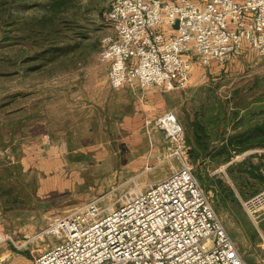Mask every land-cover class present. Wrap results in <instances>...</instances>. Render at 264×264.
I'll use <instances>...</instances> for the list:
<instances>
[{"label":"rangeland","instance_id":"obj_1","mask_svg":"<svg viewBox=\"0 0 264 264\" xmlns=\"http://www.w3.org/2000/svg\"><path fill=\"white\" fill-rule=\"evenodd\" d=\"M111 1L0 0V226L14 238L0 253L32 259L56 243L40 236L53 218L92 200L109 208L125 190L179 169L167 159L159 130L149 132L151 146L145 129L142 138L137 132L128 139L106 109L119 98L100 60ZM198 66L191 85L168 92V110L183 129L193 175L237 252L248 264H264V218L253 224L239 203L264 184L238 174L256 165L264 149L226 164L225 152L217 156L223 138L264 120V57L245 48L222 65ZM152 88L133 87L123 99L135 102ZM31 151L43 154L35 159Z\"/></svg>","mask_w":264,"mask_h":264},{"label":"built area","instance_id":"obj_2","mask_svg":"<svg viewBox=\"0 0 264 264\" xmlns=\"http://www.w3.org/2000/svg\"><path fill=\"white\" fill-rule=\"evenodd\" d=\"M106 21L111 33L102 40L100 60L113 90L134 83L184 90L193 62L222 65L245 48L264 57V0H112ZM150 123L179 169L125 190L109 208L92 200L53 218L40 236L56 243L32 264H248L193 175L174 114ZM239 203L253 224L264 218V190ZM13 240L0 226V246Z\"/></svg>","mask_w":264,"mask_h":264},{"label":"crops","instance_id":"obj_3","mask_svg":"<svg viewBox=\"0 0 264 264\" xmlns=\"http://www.w3.org/2000/svg\"><path fill=\"white\" fill-rule=\"evenodd\" d=\"M197 64L198 63L196 62H193L191 64L189 85H191L190 83L192 82V68H194ZM214 65L210 66V68L214 67ZM137 86V83H134L131 86H125L123 88H120L119 90H116L117 92H115L114 95L119 98L115 99L116 101H112V103H110L109 100L108 104H106V109L109 110L110 113L113 112V120L117 122L118 126L120 127V130L124 133V135H126V137L127 135H129L128 139H132V137L137 136V132L141 134L140 138H142V130L145 129L147 138L149 140V132H153V127L150 128L149 126L150 122L156 117L166 112H172L168 110L170 108V105H167V95L172 93L163 92L158 88H152L142 94L138 100L136 99L135 102L131 103L123 99L126 98V96L131 92L130 89ZM161 93H164V95H162ZM90 107L93 109L94 105ZM38 114H40V112ZM133 139L135 140L136 137ZM162 141L167 147V144L165 143L164 139ZM148 143L149 146L152 145L151 140H149ZM51 145L53 146V143H51ZM166 150V152L169 151L168 148ZM30 154L33 155V158L39 159L42 156L43 152L31 151ZM52 154L54 156L58 155L54 151L52 152ZM32 259L26 253H18L11 251H5L4 253H0V264H32Z\"/></svg>","mask_w":264,"mask_h":264},{"label":"trees","instance_id":"obj_4","mask_svg":"<svg viewBox=\"0 0 264 264\" xmlns=\"http://www.w3.org/2000/svg\"><path fill=\"white\" fill-rule=\"evenodd\" d=\"M43 1L53 4L59 0ZM222 143L224 144L217 156H221V153L225 152L226 156L224 159H222L224 164L228 163L233 158V156L243 152L253 149H264V120L259 121L243 134L230 136L229 138L225 139L223 138ZM254 157L258 159L257 164L250 165L247 169L238 171V174L240 177L245 175L248 179L258 180L264 184V153L258 154Z\"/></svg>","mask_w":264,"mask_h":264}]
</instances>
